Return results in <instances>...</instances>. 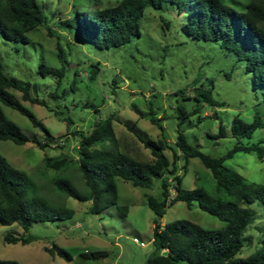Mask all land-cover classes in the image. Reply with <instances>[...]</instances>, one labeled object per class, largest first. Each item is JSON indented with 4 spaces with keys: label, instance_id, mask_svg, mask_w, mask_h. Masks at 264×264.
I'll use <instances>...</instances> for the list:
<instances>
[{
    "label": "rangeland",
    "instance_id": "obj_1",
    "mask_svg": "<svg viewBox=\"0 0 264 264\" xmlns=\"http://www.w3.org/2000/svg\"><path fill=\"white\" fill-rule=\"evenodd\" d=\"M37 1L45 22L27 34L28 43L8 41L0 35V63L9 77L31 84L32 96L46 102L49 108L25 102L22 93L11 91L50 134L34 127L18 111L1 103L0 108L26 135L48 146L40 149L32 141L24 145L0 141V155L31 178L37 196L55 207L71 209L75 215L63 222L34 223L28 232L17 224H0V259L20 264H145L156 251L153 244L155 215L147 206L146 196L161 198V180L155 179L153 187L145 189L117 179L118 206L128 207L127 214L111 207L93 215L89 213L90 202L80 203L63 195L53 183L56 178H66L80 192L88 193L78 165L73 163L57 172L46 167V159H77L79 134H87L98 121L112 115L124 122H135L151 139H164L174 146L180 122L176 108L184 105L192 110L196 104L194 100L184 99L178 91L186 90V96H192L195 82L210 89L213 98L222 105H204L182 130L188 142L205 154L225 157L237 144L231 135L234 118L239 117L246 123L253 121L254 106L261 101L263 88H255L254 77L246 71L245 63L238 62L217 43L194 40L184 34L181 26L185 16L178 15L176 7L170 3L162 9H146L140 22L141 37L133 38L122 47L102 50L77 32V13L95 14L97 10L114 7L120 0ZM223 1L243 12L249 0ZM42 63L53 69L64 67L65 75L60 84L54 76L42 74ZM92 66L99 68L95 80L89 75ZM57 113L63 117L59 118ZM210 115L217 118L208 117ZM64 117L72 121L69 126L63 121ZM150 117L159 120L163 131L149 121ZM220 126L227 131L224 138L217 137ZM114 128L121 151L141 160L153 159L150 151L123 124L116 122ZM263 139L264 129H258L241 143L254 145ZM113 147L111 141L98 146L100 149ZM165 154L172 162V151L167 150ZM184 165L182 159L176 164V174L182 178L184 189L204 188L214 194L215 180L199 159H190L186 171ZM225 165L248 181L264 185V159H259L256 153H235L226 159ZM169 184L174 196L173 177H169ZM251 207L257 219L245 234L240 258L255 253L262 236L260 229L264 228L263 206L256 202ZM178 220L196 223L207 230H221L226 226L196 203L190 209L184 202L167 208L161 225ZM8 234L31 236L35 240L26 245L10 244L5 241ZM54 244L67 250L72 261L51 256L46 248ZM87 251H107L109 257L87 261L82 258V253Z\"/></svg>",
    "mask_w": 264,
    "mask_h": 264
},
{
    "label": "trees",
    "instance_id": "obj_2",
    "mask_svg": "<svg viewBox=\"0 0 264 264\" xmlns=\"http://www.w3.org/2000/svg\"><path fill=\"white\" fill-rule=\"evenodd\" d=\"M166 3L176 7L178 15L185 16L181 26L184 34L194 40L217 43L227 54H233L238 62H244L246 71L254 77L255 88H263L260 102L254 106V119L246 123L239 117L234 118L231 135L237 144L225 157L216 158L205 154L198 147L191 145L182 126L197 114L204 105L220 106L210 89H205L195 82L192 96H186V90L178 94L186 100H194L195 107L189 110L180 105L176 108L179 129L174 146L166 140H154L144 134L135 122H124L112 115L98 121L87 134L80 133L78 158H47L46 167L57 172L66 170L76 163L84 180L88 193L80 192L71 180L56 178L54 186L63 195L80 203H91L89 213L99 215L111 207H117L127 214L128 207L118 206L119 194L117 179L130 182L134 187L151 189L154 180H161V198L146 196L147 206L154 213L153 244L155 253L145 264H264V228L258 248L247 258L238 257L243 249V241L248 229L257 219L252 205L259 202L264 208V185L250 182L234 169L225 165L228 158L235 153H256L264 159V139L254 145H244L243 139H250L258 129H264V0H249L243 12L224 3L223 0H120L117 5L95 14L77 13V32L90 40L99 49L119 48L133 38L141 37L140 22L147 8L162 9ZM45 16L37 0H0V35L5 40L28 43V33L43 25ZM72 21H69L71 23ZM165 25L169 27V23ZM51 33V32H50ZM62 60V52L59 55ZM43 75H52L58 84L64 78L65 69H53L41 64ZM99 73L97 66L89 71L90 79L95 80ZM22 93V100L34 105L49 108L45 101L31 94L32 85L21 83L9 77L0 63V103L18 111L27 117L32 125L50 134L46 126L35 114L23 105L11 91ZM55 97V96H54ZM95 108L94 106H92ZM53 111V110H51ZM62 118L61 113H57ZM208 117L217 118L216 115ZM68 126L70 118H63ZM149 121L163 131L159 120L150 117ZM118 122L134 134L145 149L149 150L151 161L138 159L120 150L114 128ZM227 136V131L220 126L218 138ZM0 141H11L16 145L33 142L40 149L48 143H41L30 138L20 127L9 120L0 108ZM111 141L112 149L98 148ZM171 150V162L165 152ZM181 155V157L179 156ZM197 158L208 169L215 180L214 194L204 188L187 190L182 187V178L177 176V162L183 160L186 171L190 159ZM169 177L175 181V195L171 196ZM31 193L34 194H30ZM178 202L186 203L190 209L196 203L198 207L211 216L225 222L221 230H207L200 225L178 220L164 227L161 219L167 208ZM75 212L66 207H55L46 199L36 195V188L30 177L14 168L0 155V224H17L28 232L34 223L63 222L74 217ZM35 240L31 236L8 234L5 241L10 244H29ZM46 251L53 257L72 261V255L62 247L54 244ZM109 257L107 251L82 253L87 261H98ZM0 264H20L15 261L2 260Z\"/></svg>",
    "mask_w": 264,
    "mask_h": 264
}]
</instances>
